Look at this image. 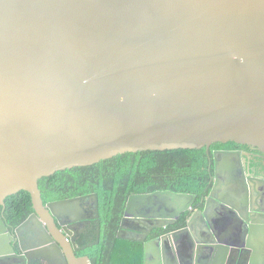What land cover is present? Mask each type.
Wrapping results in <instances>:
<instances>
[{
    "label": "water",
    "instance_id": "water-1",
    "mask_svg": "<svg viewBox=\"0 0 264 264\" xmlns=\"http://www.w3.org/2000/svg\"><path fill=\"white\" fill-rule=\"evenodd\" d=\"M230 141L264 154V0H0V205L31 195L22 226L50 235L48 264L92 263L69 241L63 253L55 224L77 198L45 205L41 178ZM221 154L202 208L189 193L129 196L118 237L144 243V264H264V178ZM185 211V227L148 238ZM90 218L97 239L76 249L99 242ZM7 231L0 215V259Z\"/></svg>",
    "mask_w": 264,
    "mask_h": 264
},
{
    "label": "trees",
    "instance_id": "trees-1",
    "mask_svg": "<svg viewBox=\"0 0 264 264\" xmlns=\"http://www.w3.org/2000/svg\"><path fill=\"white\" fill-rule=\"evenodd\" d=\"M216 148L252 150L249 145L230 141L215 143L209 150L204 147L126 152L89 166L57 171L41 178L39 187L44 202L58 198L57 194L66 188L67 196L98 195L100 239L79 253L89 256L92 264H144V243L118 237L129 196L158 190L189 193L196 195L193 207L202 208L213 186V150ZM251 165L255 170V159ZM5 201L8 205L5 216L12 226L19 225L33 212L31 195L26 191L10 195ZM191 213L185 211L175 223L155 228L148 238L185 227ZM96 239L97 225L85 232L78 244Z\"/></svg>",
    "mask_w": 264,
    "mask_h": 264
},
{
    "label": "flooded vegetation",
    "instance_id": "flooded-vegetation-1",
    "mask_svg": "<svg viewBox=\"0 0 264 264\" xmlns=\"http://www.w3.org/2000/svg\"><path fill=\"white\" fill-rule=\"evenodd\" d=\"M250 147L252 148V150L250 151L244 148H232V149L216 148L213 150V158H214L215 152H216V156L220 158L222 156L221 151H227V150L241 151L243 153V160H244L246 173L250 174L253 177L264 178V169H263L264 154L261 153L260 151H254L256 147H253V146H250ZM253 159H255L256 161L255 170L253 169L251 165V162L253 161ZM213 163H214V159H213ZM94 194L96 193H89V194L78 195V196H67L68 194H67V188H66L57 194L58 198L53 199L51 201L44 202L45 205H47V203L67 201V199H72V198H77L78 200L76 207L72 210H67V204L57 209V213L60 215L61 218L55 219V224L63 234L62 239H64L65 242H63L64 245L62 244L63 245L62 251L64 254H66L67 241H69V243H72V246L74 247V252L77 257L86 256L83 254H79L80 251L84 249H76V248L86 245V244L79 245L78 243L81 240L85 232L92 230L95 227V225H97V219L90 218L91 216H94L97 213H99V200L97 203L95 200ZM82 196H87V197L83 199ZM254 196L257 197V194H255ZM194 203H193V206H194ZM7 208H8V205H7V202L5 201L4 205H0V215L3 218V221L8 229L7 232L10 234L8 237L12 238V240H10V243L14 251H10L8 254L4 255L0 259V264H48L49 261L44 260L43 258L44 251L42 250H48V248L52 245V241H50V238H49L50 235L47 236L43 232V230L39 228V225L36 222H32L28 226H22L23 223L27 221V219L34 212V209H33V212L23 222H21L17 226H12L5 216V211L7 210ZM197 209L198 208H194L193 211ZM73 217H77L80 219L73 222L72 221ZM99 219H100V215H99ZM130 225H136V224L134 223V221H132ZM128 236L133 237L134 235L128 233ZM73 238H74V241H73Z\"/></svg>",
    "mask_w": 264,
    "mask_h": 264
}]
</instances>
